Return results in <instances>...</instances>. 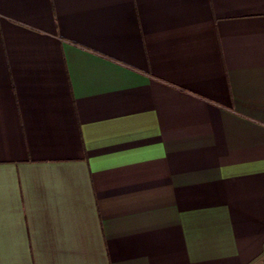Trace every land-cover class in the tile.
Here are the masks:
<instances>
[{
    "label": "crops",
    "instance_id": "crops-1",
    "mask_svg": "<svg viewBox=\"0 0 264 264\" xmlns=\"http://www.w3.org/2000/svg\"><path fill=\"white\" fill-rule=\"evenodd\" d=\"M0 264H264V0H0Z\"/></svg>",
    "mask_w": 264,
    "mask_h": 264
}]
</instances>
